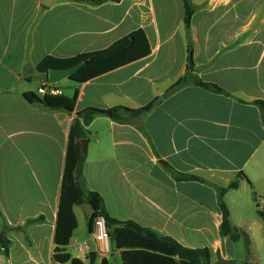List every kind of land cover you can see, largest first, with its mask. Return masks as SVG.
<instances>
[{"label":"crops","instance_id":"obj_1","mask_svg":"<svg viewBox=\"0 0 264 264\" xmlns=\"http://www.w3.org/2000/svg\"><path fill=\"white\" fill-rule=\"evenodd\" d=\"M41 1L0 0V231L11 241L7 256L0 247V264H52L76 114L134 110L159 97L137 118L122 113L129 123L101 115L89 122L81 183L102 197L112 218L209 248L213 264L236 262L233 242L219 236L217 188L242 174L225 196L230 221L248 236L264 229L256 214L264 210V116L255 104L264 102V0H190L187 30L182 0ZM125 40L122 52L88 62ZM189 43L192 75L222 92L190 80L165 95L187 73ZM79 62L85 65L63 79L70 92L63 80L53 84L69 109L40 104L44 72ZM173 172L202 182L175 181ZM38 217L43 221L26 224ZM77 228L66 250L85 263L72 247L91 236L75 237ZM90 252L92 264L106 256ZM110 257L121 264L118 251Z\"/></svg>","mask_w":264,"mask_h":264},{"label":"trees","instance_id":"obj_2","mask_svg":"<svg viewBox=\"0 0 264 264\" xmlns=\"http://www.w3.org/2000/svg\"><path fill=\"white\" fill-rule=\"evenodd\" d=\"M72 1H86L92 5H100L105 2H120L121 0ZM182 4L184 10L183 26L185 30H187L192 21L194 7L192 6L190 0H182ZM129 46V40L122 41L115 44L104 53L90 57L88 62L113 57L125 50V48L127 49ZM191 49L192 47L189 43L187 49V73L173 86H171L165 95L179 89L190 80L205 89L214 92H222V89L216 85L202 83L192 75L193 60ZM44 79L47 80V72H44ZM160 99V97L154 99L150 104L134 110L123 108L122 106L106 109H97L96 107L87 108L76 114V117L71 122L72 124L70 126L68 135L65 166L62 175L58 211L55 221V246L51 256L52 264H86L79 258L72 257L71 254L66 250L72 234L77 228V220L73 208L76 206H82L84 204H88L91 209L88 222L89 233L91 234L93 231V222H95V220L100 217L104 218L108 240L111 242L110 249H112L114 252L118 251L121 264H213L211 262V249L209 248L193 249L186 247L169 236L145 229L136 222H121L112 218L106 210L104 201L101 199L102 197L96 192L86 190L80 180L83 163L85 161V154L82 153L80 147L81 141L87 138L85 127L90 124L89 122H91L95 116L97 117L98 115H101L108 117L115 122L123 124L129 123L130 120L128 118L122 117V113L128 115L132 119L137 118L144 113L149 112ZM65 100L66 99L63 97V93L60 95H46L44 99H41L40 97L38 98V101L43 106L54 107L57 106V104H60L59 107L69 109L64 105ZM255 104L264 116V102L257 101ZM172 176L175 181L202 182L201 179L196 178L191 174H180L173 172ZM241 176L242 174L236 176V178L227 187L217 188V202L222 217L221 225H219V236L221 238H228L233 243L239 241L242 237L248 240L247 235L242 230L233 227L230 221L229 212L224 203L226 194L231 190L237 189L239 183L238 179ZM256 214L264 223V210L257 209ZM40 221H43L42 217L28 220L26 221V224H35L39 223ZM9 245H11V241L7 238L6 231L4 229L0 231V247L4 250L5 256L8 255L10 248ZM99 264L113 263L111 260L103 257ZM218 264H224V262L219 260Z\"/></svg>","mask_w":264,"mask_h":264},{"label":"rangeland","instance_id":"obj_3","mask_svg":"<svg viewBox=\"0 0 264 264\" xmlns=\"http://www.w3.org/2000/svg\"><path fill=\"white\" fill-rule=\"evenodd\" d=\"M61 84L63 85L65 92L71 91V84L67 80L61 81ZM87 210H89V207L87 204L77 208L76 214L78 218V228L75 232V237H85L88 238V221H87ZM251 235V236H250ZM250 235H247L246 240L244 237H242L239 241L233 243L235 252H236V262L233 264H264V229H260L259 231L253 230ZM89 243L90 248L96 247L98 243L91 240L90 238L87 240ZM109 247H111V242L108 241ZM114 252L111 249V252L104 256L110 258L111 262L113 263V260L111 259L110 255ZM86 264H89L88 260H85ZM215 264H218L216 262Z\"/></svg>","mask_w":264,"mask_h":264},{"label":"built area","instance_id":"obj_4","mask_svg":"<svg viewBox=\"0 0 264 264\" xmlns=\"http://www.w3.org/2000/svg\"><path fill=\"white\" fill-rule=\"evenodd\" d=\"M38 97L44 99L46 95H60L61 92L53 87V84H50L47 80H43L42 84L36 89ZM93 231L90 236L93 241L98 243L96 246L97 251L102 255H108L111 252V249L108 245V235L104 218L100 217L93 222ZM88 242L78 243L73 245V250L76 254L82 256L83 259H88V254L90 252Z\"/></svg>","mask_w":264,"mask_h":264},{"label":"water","instance_id":"obj_5","mask_svg":"<svg viewBox=\"0 0 264 264\" xmlns=\"http://www.w3.org/2000/svg\"><path fill=\"white\" fill-rule=\"evenodd\" d=\"M58 1L60 0H42L40 3L43 7H49L53 3H56ZM84 63L85 62H80L75 66H73V68L72 67L66 69L50 68L47 71V80L50 84H56L61 80L75 74V72H78L84 66ZM86 147H87V140L85 139L81 141V147H80L83 154L86 153ZM88 257L90 263L92 264L95 260L96 252H90L88 254Z\"/></svg>","mask_w":264,"mask_h":264}]
</instances>
